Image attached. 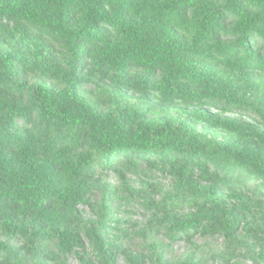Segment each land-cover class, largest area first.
<instances>
[{
  "label": "trees",
  "instance_id": "trees-1",
  "mask_svg": "<svg viewBox=\"0 0 264 264\" xmlns=\"http://www.w3.org/2000/svg\"><path fill=\"white\" fill-rule=\"evenodd\" d=\"M136 164L174 184H146L148 227L263 242L264 0H0V264H58L51 244L145 264L103 238L107 206L87 199L96 169L141 197L123 173Z\"/></svg>",
  "mask_w": 264,
  "mask_h": 264
},
{
  "label": "rangeland",
  "instance_id": "rangeland-1",
  "mask_svg": "<svg viewBox=\"0 0 264 264\" xmlns=\"http://www.w3.org/2000/svg\"><path fill=\"white\" fill-rule=\"evenodd\" d=\"M31 81L45 84L50 83L44 79H37L30 76ZM84 90H87V96L90 100L96 98L93 84L86 85ZM213 111V110H211ZM234 112L233 116L241 118L245 122L256 125L259 120L251 113ZM175 119L182 118L180 115H174ZM202 124H197L198 131L203 130ZM207 133L212 134L209 130ZM221 134V133H217ZM122 161L115 163V168H122ZM136 170L131 171L125 168L123 173L128 178L129 186L136 191L141 190V197H136L128 192L122 194L119 190V181L113 171L105 169H96L98 176V185L92 189L87 199L92 204L99 206L105 203L109 217L102 229L103 238L110 244H116L127 249L133 255L144 257L145 264L154 263L157 258L167 261L169 264H181L186 257H191L197 264H264V261H259L257 257L260 253L259 242L257 247H253L252 243H242L237 247H232L234 244H229L223 237H207L199 234H194L192 238L178 239L173 233L168 230V227L162 225L147 226V222L152 219L150 211L145 208V197L150 196V189L146 184H152L159 189V197L171 196L175 192L174 184L171 177L167 174L156 172H147L143 165H135ZM145 182V187L139 183ZM80 216L86 221H93L86 206L79 207ZM157 220V219H156ZM11 248L16 247V242L11 240ZM84 246L87 242L83 241ZM53 250L61 259L58 264H80L75 254L63 256L57 251L55 244H51ZM115 264H128L122 257L116 258Z\"/></svg>",
  "mask_w": 264,
  "mask_h": 264
}]
</instances>
